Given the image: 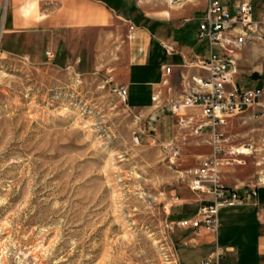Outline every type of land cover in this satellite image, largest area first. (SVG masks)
<instances>
[{"label":"rangeland","instance_id":"rangeland-1","mask_svg":"<svg viewBox=\"0 0 264 264\" xmlns=\"http://www.w3.org/2000/svg\"><path fill=\"white\" fill-rule=\"evenodd\" d=\"M6 1L0 7V264H165L171 243L184 264H199L210 246H184L186 234L171 223L196 211L189 170L211 146L167 109L135 107L118 94L129 62L127 27L82 33L73 44L82 60L59 66L40 54L3 51ZM237 57L240 76L259 73L258 67L264 77V44ZM225 132L231 145L251 148L240 164L223 168L222 178L256 183L264 176V120L243 113ZM170 143L179 145V156L172 157Z\"/></svg>","mask_w":264,"mask_h":264},{"label":"crops","instance_id":"crops-1","mask_svg":"<svg viewBox=\"0 0 264 264\" xmlns=\"http://www.w3.org/2000/svg\"><path fill=\"white\" fill-rule=\"evenodd\" d=\"M223 1L232 9L242 0ZM249 1L256 15H260L264 0ZM6 5L3 51L26 58L40 54L59 66H77L82 60H76L73 49L77 36L82 33L109 26H126L130 44L126 58L129 62L125 64L119 87L128 88V100L135 107L152 108L151 96L157 90H162L164 97L169 98L171 95L165 92L168 86L163 83L165 79L176 95L183 92L190 75L204 73L189 63L209 51L196 36L197 23L204 16L207 0H187L180 8H176L171 0H7ZM164 43L173 45L175 52L168 54ZM167 65L173 67L169 77L163 70ZM255 70L259 72L257 76L250 73L253 70L249 77L239 76L252 84L262 85L256 84L261 80L264 83L262 72L258 67ZM239 73L242 72L239 70ZM259 193L257 207L221 210L217 238L205 231L179 227L186 234L184 242L195 241L199 246H210L207 247L208 255L201 260L213 252L216 239L226 251L225 261L264 264V187ZM191 215L181 213L176 215V220Z\"/></svg>","mask_w":264,"mask_h":264},{"label":"built area","instance_id":"built-area-1","mask_svg":"<svg viewBox=\"0 0 264 264\" xmlns=\"http://www.w3.org/2000/svg\"><path fill=\"white\" fill-rule=\"evenodd\" d=\"M174 3L178 0H173ZM232 11V12H231ZM186 21V19H185ZM197 40L208 46V54L195 57L189 65L203 74L190 75L183 92L174 94L167 79L163 81L169 98L162 90L153 92V110L167 109L177 117L179 126L190 129L192 134L206 136L211 152L199 164L189 170L188 187L195 195L197 209L188 218L173 221L172 226L194 228L217 238L221 226L220 212L224 208L259 205L258 192L264 187V176L256 183L244 185L230 183L222 178L223 168L234 166L245 155L241 147L229 142L225 128L234 116L250 113L252 118L264 120V84L255 85L239 75L238 53L249 45L264 44V9L256 15L249 0L238 2L231 9L223 0H207L204 16L198 20ZM168 54L175 52L171 44H163ZM172 66H163L169 77ZM118 94L128 98V88L120 86ZM139 143V136H136ZM173 158L181 154L178 144L170 143ZM250 150L251 144L244 145ZM184 246L188 243L184 242ZM213 252L199 264H231L225 261L226 251L215 239ZM165 264H184L176 244L171 243L164 251Z\"/></svg>","mask_w":264,"mask_h":264},{"label":"bare ground","instance_id":"bare-ground-1","mask_svg":"<svg viewBox=\"0 0 264 264\" xmlns=\"http://www.w3.org/2000/svg\"><path fill=\"white\" fill-rule=\"evenodd\" d=\"M178 1H181L180 4H183V3H184V0H178ZM171 2L174 4L173 0H171ZM2 32H3V31H2ZM2 32H1V33H2ZM242 149L245 150V151H249V150H247V149H245V148H243V147H242L240 150H242Z\"/></svg>","mask_w":264,"mask_h":264},{"label":"trees","instance_id":"trees-1","mask_svg":"<svg viewBox=\"0 0 264 264\" xmlns=\"http://www.w3.org/2000/svg\"><path fill=\"white\" fill-rule=\"evenodd\" d=\"M253 76H257V74H256V73H254V74H253Z\"/></svg>","mask_w":264,"mask_h":264}]
</instances>
